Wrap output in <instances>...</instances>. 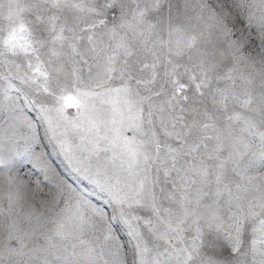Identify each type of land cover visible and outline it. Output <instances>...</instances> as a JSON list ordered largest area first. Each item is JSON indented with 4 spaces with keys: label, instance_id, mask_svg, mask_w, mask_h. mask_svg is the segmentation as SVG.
Masks as SVG:
<instances>
[{
    "label": "snow or ice",
    "instance_id": "6c2138e0",
    "mask_svg": "<svg viewBox=\"0 0 264 264\" xmlns=\"http://www.w3.org/2000/svg\"><path fill=\"white\" fill-rule=\"evenodd\" d=\"M0 264H264V0H0Z\"/></svg>",
    "mask_w": 264,
    "mask_h": 264
}]
</instances>
